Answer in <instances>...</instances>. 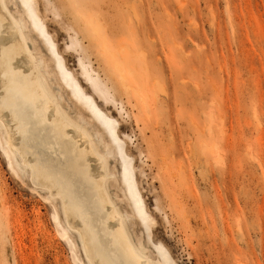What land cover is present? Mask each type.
Here are the masks:
<instances>
[{"label":"rangeland","instance_id":"1","mask_svg":"<svg viewBox=\"0 0 264 264\" xmlns=\"http://www.w3.org/2000/svg\"><path fill=\"white\" fill-rule=\"evenodd\" d=\"M33 8L69 81L113 121L127 159H110L111 192L130 193L125 166L171 264H264V0ZM48 196L0 145V264H81Z\"/></svg>","mask_w":264,"mask_h":264},{"label":"bare ground","instance_id":"2","mask_svg":"<svg viewBox=\"0 0 264 264\" xmlns=\"http://www.w3.org/2000/svg\"><path fill=\"white\" fill-rule=\"evenodd\" d=\"M47 35L33 0H0V145L7 164L57 200L61 236L81 253V264H171L150 238L125 166L121 181L130 193L120 199L111 192V178L118 179L110 159H127L113 121L69 81ZM133 225L148 235L134 234Z\"/></svg>","mask_w":264,"mask_h":264}]
</instances>
